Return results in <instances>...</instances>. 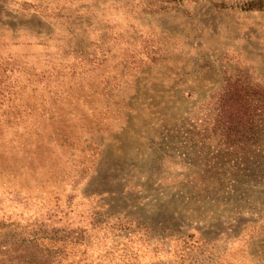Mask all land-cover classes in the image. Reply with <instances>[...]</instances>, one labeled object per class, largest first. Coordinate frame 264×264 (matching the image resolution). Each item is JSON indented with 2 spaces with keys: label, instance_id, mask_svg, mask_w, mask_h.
I'll use <instances>...</instances> for the list:
<instances>
[{
  "label": "rangeland",
  "instance_id": "1",
  "mask_svg": "<svg viewBox=\"0 0 264 264\" xmlns=\"http://www.w3.org/2000/svg\"><path fill=\"white\" fill-rule=\"evenodd\" d=\"M255 1L0 0V264H264Z\"/></svg>",
  "mask_w": 264,
  "mask_h": 264
},
{
  "label": "trees",
  "instance_id": "2",
  "mask_svg": "<svg viewBox=\"0 0 264 264\" xmlns=\"http://www.w3.org/2000/svg\"><path fill=\"white\" fill-rule=\"evenodd\" d=\"M264 3L262 2V0H257L254 3H248V5H246L244 8L245 9H255V8H262L264 7L263 5Z\"/></svg>",
  "mask_w": 264,
  "mask_h": 264
}]
</instances>
